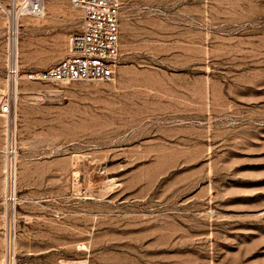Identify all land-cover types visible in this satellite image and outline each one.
<instances>
[{
	"label": "rangeland",
	"instance_id": "1",
	"mask_svg": "<svg viewBox=\"0 0 264 264\" xmlns=\"http://www.w3.org/2000/svg\"><path fill=\"white\" fill-rule=\"evenodd\" d=\"M46 13L20 23L13 140L0 116V264H264V0H124L111 82L24 77L80 28Z\"/></svg>",
	"mask_w": 264,
	"mask_h": 264
},
{
	"label": "built area",
	"instance_id": "2",
	"mask_svg": "<svg viewBox=\"0 0 264 264\" xmlns=\"http://www.w3.org/2000/svg\"><path fill=\"white\" fill-rule=\"evenodd\" d=\"M80 13V28L70 38L69 53L55 65L30 71L24 77L43 83L111 82L121 63L120 14L124 0H68ZM48 0H0V12L19 24L26 18H44ZM12 72L9 71V75ZM20 80L19 69L13 73ZM9 98L0 116L13 113Z\"/></svg>",
	"mask_w": 264,
	"mask_h": 264
},
{
	"label": "bare ground",
	"instance_id": "3",
	"mask_svg": "<svg viewBox=\"0 0 264 264\" xmlns=\"http://www.w3.org/2000/svg\"><path fill=\"white\" fill-rule=\"evenodd\" d=\"M46 15H47V13H46ZM20 23L18 24L16 20H13V21H10V25H9L10 26L9 27L10 28L9 29L10 30V33H9L10 34V40H9V42H10V44H9V46H10V51H9L10 52V61H9L10 65L9 66H10V71L12 72V74L10 75L9 89L8 90L10 92V97L12 98L14 104H15V101L17 102V99H19V94H20V91H19V80L13 74L19 68V57H20L21 52H22L21 47H20V43H19ZM7 94H9V93H7ZM11 116H14V115L12 114ZM6 123H7L6 127H7V131H8V138H11V140H13L14 136H15L14 133H15V127H16L15 126V120L14 119L12 120V118L10 120V116H8ZM14 178L15 177H14V173H13V177H12L13 184H14V180H15ZM12 188H14V185H13ZM13 219L14 218H12V221H15ZM13 240H11V241H13ZM12 247H13V245H12ZM12 261H13V259L11 260V264L13 263Z\"/></svg>",
	"mask_w": 264,
	"mask_h": 264
}]
</instances>
